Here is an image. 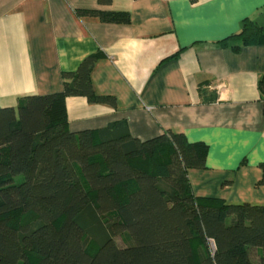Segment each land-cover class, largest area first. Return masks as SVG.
<instances>
[{
    "label": "trees",
    "instance_id": "1",
    "mask_svg": "<svg viewBox=\"0 0 264 264\" xmlns=\"http://www.w3.org/2000/svg\"><path fill=\"white\" fill-rule=\"evenodd\" d=\"M227 40L239 41L235 51L264 45V26L245 19ZM98 56L63 72L61 92L0 108V264H264V206L190 191L187 171L205 167V144L171 131L140 141L124 124L69 131L68 97L116 107L92 86Z\"/></svg>",
    "mask_w": 264,
    "mask_h": 264
},
{
    "label": "crops",
    "instance_id": "2",
    "mask_svg": "<svg viewBox=\"0 0 264 264\" xmlns=\"http://www.w3.org/2000/svg\"><path fill=\"white\" fill-rule=\"evenodd\" d=\"M245 19L264 26V0H0V108L61 92L63 72L98 54L92 86L116 107L68 97L70 132L124 124L140 141L183 134L207 146L205 167L187 171L195 197L264 206V45L219 43Z\"/></svg>",
    "mask_w": 264,
    "mask_h": 264
},
{
    "label": "built area",
    "instance_id": "3",
    "mask_svg": "<svg viewBox=\"0 0 264 264\" xmlns=\"http://www.w3.org/2000/svg\"><path fill=\"white\" fill-rule=\"evenodd\" d=\"M45 1H48V0H45Z\"/></svg>",
    "mask_w": 264,
    "mask_h": 264
}]
</instances>
